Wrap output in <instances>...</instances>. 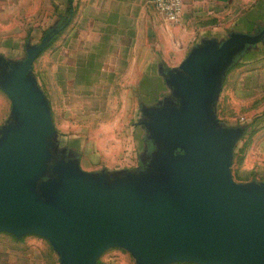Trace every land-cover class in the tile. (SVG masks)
I'll use <instances>...</instances> for the list:
<instances>
[{
	"label": "water",
	"instance_id": "water-1",
	"mask_svg": "<svg viewBox=\"0 0 264 264\" xmlns=\"http://www.w3.org/2000/svg\"><path fill=\"white\" fill-rule=\"evenodd\" d=\"M58 32L23 61L0 57V88L12 104L0 131V233L45 238L61 264H97L113 248L137 264H264V184L233 179L244 130L219 126L214 110L227 70L264 29L204 40L165 70L173 98L141 110L151 160L115 176L55 154L51 108L31 72Z\"/></svg>",
	"mask_w": 264,
	"mask_h": 264
},
{
	"label": "rangeland",
	"instance_id": "rangeland-1",
	"mask_svg": "<svg viewBox=\"0 0 264 264\" xmlns=\"http://www.w3.org/2000/svg\"><path fill=\"white\" fill-rule=\"evenodd\" d=\"M231 1L226 34L219 42L233 33L254 36L264 29V0ZM90 10V0H0V57L23 61L29 48L40 45L50 32L58 30L35 60L31 72L51 108L56 156L76 158L83 170L92 173L105 171L115 176L140 172L149 164L155 149L141 125L145 120L141 108L173 98V91L164 85L165 98L139 99L134 92L131 97L134 83L112 82L104 84L102 90V95L112 96L103 99L93 96L98 93H93L92 84L83 85L75 67L69 68L72 73L68 77L62 75L65 55L70 54L67 59L73 65L81 56L76 40L70 39L75 38L71 34L79 28L82 13ZM123 88L124 95L114 93ZM214 110L219 126L244 130L234 149L233 179L240 184H264V39L235 58L224 75ZM0 264L61 262L43 237L27 235L18 239L0 233ZM97 264L137 262L127 250L113 248L102 254Z\"/></svg>",
	"mask_w": 264,
	"mask_h": 264
},
{
	"label": "crops",
	"instance_id": "crops-1",
	"mask_svg": "<svg viewBox=\"0 0 264 264\" xmlns=\"http://www.w3.org/2000/svg\"><path fill=\"white\" fill-rule=\"evenodd\" d=\"M90 2V12L82 13L79 28L71 34L75 38L70 39L76 40V50L81 56L73 65L67 53L66 62L61 65L65 68L62 75L68 77L69 68L75 67L76 76L83 85H93V93H98L93 96L97 98L112 96L102 95L104 84L121 82L134 83L131 97L136 94L135 98L139 99H157L167 94L164 90L166 69H178L202 41L218 40L226 34L232 1L183 0V14L176 24L167 22L149 0ZM120 92L122 96L126 90L114 93ZM11 110V101L0 88V131L11 118Z\"/></svg>",
	"mask_w": 264,
	"mask_h": 264
},
{
	"label": "built area",
	"instance_id": "built-area-1",
	"mask_svg": "<svg viewBox=\"0 0 264 264\" xmlns=\"http://www.w3.org/2000/svg\"><path fill=\"white\" fill-rule=\"evenodd\" d=\"M151 5L167 22H180L183 14V0H149Z\"/></svg>",
	"mask_w": 264,
	"mask_h": 264
}]
</instances>
